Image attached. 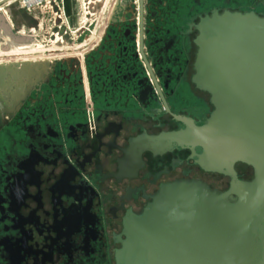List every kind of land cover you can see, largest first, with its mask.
<instances>
[{
  "label": "flooded vegetation",
  "instance_id": "1",
  "mask_svg": "<svg viewBox=\"0 0 264 264\" xmlns=\"http://www.w3.org/2000/svg\"><path fill=\"white\" fill-rule=\"evenodd\" d=\"M98 4L76 37L57 22L46 50L15 51L2 37L0 65H50L21 111L0 116V264H119L125 221L164 185L230 187V178L199 167V147L135 157L133 143L181 132L183 120L206 125L214 107L193 83L197 27L214 13L264 19V0ZM235 170L254 178L251 167Z\"/></svg>",
  "mask_w": 264,
  "mask_h": 264
},
{
  "label": "water",
  "instance_id": "2",
  "mask_svg": "<svg viewBox=\"0 0 264 264\" xmlns=\"http://www.w3.org/2000/svg\"><path fill=\"white\" fill-rule=\"evenodd\" d=\"M97 2L86 0L88 15L96 13ZM0 30L21 47L32 42L15 34L2 13ZM197 30L193 83L211 97V118L204 127L183 120L181 132L144 135L132 153L162 154L176 145L196 155L199 147V167L230 178V187L219 192L200 181L164 185L141 215L125 221L119 264H264V19L214 13ZM49 65H0L1 117L21 111L48 79ZM238 164L253 169L252 181L239 179Z\"/></svg>",
  "mask_w": 264,
  "mask_h": 264
},
{
  "label": "crops",
  "instance_id": "3",
  "mask_svg": "<svg viewBox=\"0 0 264 264\" xmlns=\"http://www.w3.org/2000/svg\"><path fill=\"white\" fill-rule=\"evenodd\" d=\"M6 0H0V5L2 2ZM24 0H13L7 7H9V16L5 17V21L11 26L12 30L15 32V26L20 23V19L22 18L23 22L22 25L28 28H33L36 24H41L40 19L42 15L38 11H29L25 7H22V2ZM65 10V30L68 34L72 37L78 36L82 29L81 26L84 24V21H87L86 18L84 19V15L82 16V9L86 3V0H61ZM98 4V2L96 3ZM82 7V8H81ZM84 10V9H83ZM97 12L98 9H95ZM49 16V15H48ZM50 17V16H49ZM49 17H45L48 19ZM90 15L87 16L89 20ZM20 18V19H19ZM27 19V20H26ZM25 20V21H24ZM90 21V20H89ZM87 22V27L90 22ZM74 44V41L72 42ZM73 50V49H71Z\"/></svg>",
  "mask_w": 264,
  "mask_h": 264
},
{
  "label": "built area",
  "instance_id": "4",
  "mask_svg": "<svg viewBox=\"0 0 264 264\" xmlns=\"http://www.w3.org/2000/svg\"><path fill=\"white\" fill-rule=\"evenodd\" d=\"M24 3H25V6L28 8L29 11H36L37 8L39 6H42L43 3L46 4V7L47 6L49 7L50 17L48 19H46L44 14H42L44 19L43 18L40 19L41 23L44 22L47 25V30H46L47 37L52 34V31L54 30L57 22L64 24L65 10H64V6H63V3L61 0H24ZM87 16H88V14L86 13V10L84 9V16H83L84 19L86 18V20H88ZM88 21H84V24L81 27L82 28H88L87 27ZM39 27H40L39 30L41 28L43 30V26L39 25ZM20 35H23L27 38H30L32 41L33 40L35 41L38 38L37 32L35 30H33L31 34L26 35V33H23ZM51 48H56V47H51ZM22 49H24V48H22Z\"/></svg>",
  "mask_w": 264,
  "mask_h": 264
},
{
  "label": "rangeland",
  "instance_id": "5",
  "mask_svg": "<svg viewBox=\"0 0 264 264\" xmlns=\"http://www.w3.org/2000/svg\"><path fill=\"white\" fill-rule=\"evenodd\" d=\"M20 3H22L21 5H22V7H25L27 10H28V8L25 6V3H24V1H22V2H20ZM9 5V4H8ZM82 8V7H81ZM3 9V10H2ZM1 10V12L0 13H2L5 17H7V16H9V14L7 15V14H5V12H6V10H7V12H9V7H4V8H2ZM84 9V8H83ZM82 9V16L84 15V10ZM5 11V12H4ZM36 11H38L41 15L42 14H44V16L46 17H49L50 16V11H49V7L47 6L46 7V4L45 3H43L42 4V6H39L38 8H37V10ZM6 12V13H7ZM10 13V12H9ZM49 15V16H48ZM42 18H43V16H42ZM20 19V18H19ZM44 19V18H43ZM27 20V19H26ZM20 21V23H18L15 27V32L14 33H16L17 34V32L19 31V28L21 27L22 29H23V25H25V24H23L22 25V22H23V20H22V18L19 20ZM25 21V20H24ZM88 21V20H87ZM46 22V21H45ZM40 26H43V30H42V28L39 30V28H37V29H34L36 32H37V35H38V42H36V43H33V41L30 43V46H29V48H24V47H21V46H19L18 44H16V43H13V45H14V47H15V51H16V49L17 50H24V49H31V50H35V49H47V34H46V30H47V25L44 23V22H42L41 24H39ZM25 27V26H24ZM23 31V30H22ZM32 31H33V29H31V30H28V31H26L25 33H26V35H28V34H31L32 33ZM7 37V39H6V37ZM2 37L4 38V39H6V40H8V36L6 35V33L3 31V30H0V53H6V52H2L1 51V48H2ZM8 42V41H7ZM9 42L10 43H12L13 41L11 40V39H9ZM3 45H7L6 43L5 44H3ZM22 48H24V49H22ZM9 52H14V50L13 51H9ZM10 57H12V56H10ZM1 58H2V54H1ZM243 175V178L244 179H251V175H250V173H243L242 174ZM211 182V184H213V182L212 181H210ZM213 185H215V184H213ZM216 186V185H215ZM221 187L222 188H224V187H226L227 188V186L226 185H223V184H221Z\"/></svg>",
  "mask_w": 264,
  "mask_h": 264
},
{
  "label": "bare ground",
  "instance_id": "6",
  "mask_svg": "<svg viewBox=\"0 0 264 264\" xmlns=\"http://www.w3.org/2000/svg\"><path fill=\"white\" fill-rule=\"evenodd\" d=\"M4 7H5V6H4ZM1 9H2V8H0V12L3 10V9H2V10H1ZM84 9L86 10V6H85V5H84ZM251 176H252V175H251ZM238 177H239V175H238Z\"/></svg>",
  "mask_w": 264,
  "mask_h": 264
}]
</instances>
